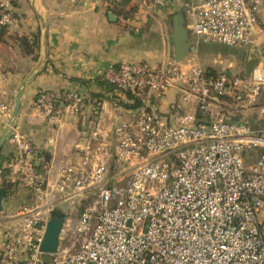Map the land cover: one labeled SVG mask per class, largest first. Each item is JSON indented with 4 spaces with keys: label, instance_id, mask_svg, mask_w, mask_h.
Returning <instances> with one entry per match:
<instances>
[{
    "label": "built area",
    "instance_id": "built-area-1",
    "mask_svg": "<svg viewBox=\"0 0 264 264\" xmlns=\"http://www.w3.org/2000/svg\"><path fill=\"white\" fill-rule=\"evenodd\" d=\"M104 1L115 7L124 0ZM142 1L163 10L170 0ZM262 2L192 0L188 29L205 42L250 47ZM15 23L9 2L0 0V27ZM99 77L139 105L120 122L97 112L78 159L62 160L53 180L44 166L39 169L42 154L14 125L5 90L9 72L0 66L10 165L32 196L30 206L8 217L0 264H264V127L224 120L215 111L222 99L256 104L264 93V63L246 77L209 75L190 61H134ZM170 89L189 109L169 125L157 99ZM83 99L76 90L60 96L39 91L33 105L61 128L62 107L77 108ZM111 162L120 167L119 181L109 177ZM59 202L83 205V212L72 225L64 218L57 252L45 255L40 243ZM64 233L72 241L61 250Z\"/></svg>",
    "mask_w": 264,
    "mask_h": 264
},
{
    "label": "crops",
    "instance_id": "crops-1",
    "mask_svg": "<svg viewBox=\"0 0 264 264\" xmlns=\"http://www.w3.org/2000/svg\"><path fill=\"white\" fill-rule=\"evenodd\" d=\"M7 1L16 23L3 29L0 66L9 72L5 90L11 103V117L17 92L21 90L20 107L13 120L14 125L28 135L33 147L42 154V166L54 180L62 160L78 159L97 112L116 122L130 120L134 113L133 100L127 98L126 94H116L114 99L127 107L104 100L94 110L90 95L100 93V89L93 78L120 63L146 61L158 65L174 60L172 18L186 9L192 0H170L163 10L151 9L142 0H127L115 8L104 0ZM259 20L260 30L252 36V46L244 47L243 52L233 50L234 47L197 39L191 35L189 23L184 24L189 33L190 46L194 50L187 53L181 64L193 61L200 65L198 55L201 51L207 57L203 69H221L222 73L228 75L234 74L231 69L237 63H242L243 68L245 62L251 59L264 63V0ZM33 33L40 35L36 59L23 54L19 41L15 39ZM208 44L220 47L212 48L217 51L211 55L206 50ZM220 48L230 50L232 58H222L218 53ZM210 56L212 58H208ZM159 58L163 60L159 62ZM69 90L78 91L84 101L77 108L69 104L62 107L61 128L39 116L33 105L39 91H49L60 96ZM157 104L163 119L169 125L175 122L179 114L189 109H184L181 105L176 89H170L158 97ZM219 104L223 106V102ZM261 111H264V107ZM13 157V148L7 141L5 118L0 114V244L9 215L32 204V196L17 181L16 170L10 165ZM109 169L112 181H119L118 164L111 162ZM68 204L59 202L56 210L65 215Z\"/></svg>",
    "mask_w": 264,
    "mask_h": 264
},
{
    "label": "rangeland",
    "instance_id": "rangeland-1",
    "mask_svg": "<svg viewBox=\"0 0 264 264\" xmlns=\"http://www.w3.org/2000/svg\"><path fill=\"white\" fill-rule=\"evenodd\" d=\"M176 14V13H175ZM180 17L183 19L184 24H187L190 22V18L186 13V9H183V11H181L180 13ZM170 20V19H169ZM209 46L207 47L206 50H209V54H214L217 49H212L214 47H220V46H214L212 44H208ZM238 52H243L244 51V47H234ZM221 49V48H220ZM225 49V48H224ZM225 50H218V53H220L221 57L224 59H231L232 57L230 56V50L226 49ZM232 51V50H231ZM234 53V51H232ZM237 53H235L236 55ZM264 57V55H263ZM185 58V57H184ZM208 58H212V56L208 57ZM159 62H161L163 60V58H159ZM198 60L200 62L201 67H203L206 64L207 61V57L205 56V52H200L198 55ZM264 61V60H263ZM146 62V61H144ZM180 62H184L182 60H180ZM193 62V61H190ZM242 62V61H241ZM262 62V61H261ZM149 65H152L151 63L146 62ZM238 65H234V67H232L231 71L237 75V76H245V72H244V68L242 63H237ZM225 66V64L223 65ZM226 67V66H225ZM218 68L220 69L221 67L218 66ZM209 72H215L216 74H220L222 73L223 70H214L213 68H208L206 69ZM244 72V73H242ZM223 102V106L222 105H218L215 108V111L218 112V117H221L224 120H230V119H237L242 123H246L247 125H249L250 127H264V111L262 112V108L264 107V93H262L261 97L259 98V100L257 101L256 104L254 105H246L245 103H241L238 101H234L231 99H222ZM220 106V107H219ZM222 106V107H221ZM125 175V174H123ZM83 208L84 206L82 205H75L73 208H71L70 206H67L66 208V214H65V219H69L68 222L70 223V225L75 224L78 217L81 215V213L83 212ZM71 236L69 234L64 233L63 234V240L60 244V249H64L68 246L69 242H71ZM78 243H75V245L71 248V251L76 250L78 248Z\"/></svg>",
    "mask_w": 264,
    "mask_h": 264
},
{
    "label": "water",
    "instance_id": "water-1",
    "mask_svg": "<svg viewBox=\"0 0 264 264\" xmlns=\"http://www.w3.org/2000/svg\"><path fill=\"white\" fill-rule=\"evenodd\" d=\"M172 40H173V57L174 61L180 62L189 51H193L194 48L190 46L189 33L184 27L183 19L180 14L175 15L172 18ZM259 63L258 59H251L245 62V76H249L252 69ZM21 90H18L15 105L13 109L12 120L17 117L20 107ZM232 121H236L232 119ZM1 203V192H0ZM1 208V205H0ZM65 215L58 210H53L50 213V218L47 221L43 239L40 243V252L45 255H53L57 252L59 246V236L63 226Z\"/></svg>",
    "mask_w": 264,
    "mask_h": 264
},
{
    "label": "trees",
    "instance_id": "trees-1",
    "mask_svg": "<svg viewBox=\"0 0 264 264\" xmlns=\"http://www.w3.org/2000/svg\"><path fill=\"white\" fill-rule=\"evenodd\" d=\"M126 2V0L121 1L119 4L115 5L117 7L118 5H123ZM113 7V8H115ZM3 29L0 27V39L3 35ZM39 33H33L29 36H22V37H16L15 39L19 41V47L21 48V51L25 55L32 56L33 59H36L35 52L39 48ZM209 75H216L215 72H209L207 71ZM93 82L97 85V87L100 89V93H92L90 95V101L93 109L99 108L102 101L104 100H111L112 102H115V96L116 94H120L117 92L115 86L106 80H104L102 77H96L93 78ZM127 98L133 100L132 107L136 108L139 105V102L136 99H133V97L129 93H125ZM84 99L82 100V102ZM117 105H121L124 107H127L126 104L115 102ZM39 169H42V164L40 165ZM45 261H48V256L43 257Z\"/></svg>",
    "mask_w": 264,
    "mask_h": 264
}]
</instances>
